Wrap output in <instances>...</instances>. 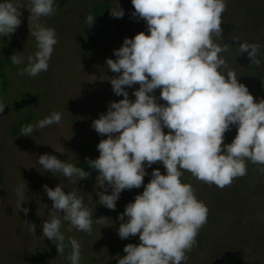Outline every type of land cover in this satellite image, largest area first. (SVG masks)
Instances as JSON below:
<instances>
[{
	"label": "clouds",
	"instance_id": "obj_1",
	"mask_svg": "<svg viewBox=\"0 0 264 264\" xmlns=\"http://www.w3.org/2000/svg\"><path fill=\"white\" fill-rule=\"evenodd\" d=\"M131 17L144 21L147 34L138 32L125 38L116 59L107 58V68L114 74L108 78L112 91L122 96L110 101L106 113L92 121L91 127L105 139L97 145L99 156L88 159L90 170L98 173L95 188L97 204L109 210L124 190L139 189L134 201L126 204L118 215L121 221L118 236L122 240L139 237V244L125 245L118 264H187L188 255L197 243L199 230L206 224L208 208L198 200L191 184L182 182L188 172L195 179L220 188L229 186L234 178L243 177L247 163L260 166L264 172V98L258 102L229 65L223 53L230 45L222 40V14L226 0H131ZM21 9H27L29 35L34 37L37 50L27 57L20 70L37 77L49 68V61L58 43L54 28L44 26L42 17L56 12L54 0H0V37H10L21 25ZM124 9L117 5L110 15L123 18ZM96 17L88 14L85 23L90 28ZM236 57L247 54L252 64L260 65L259 43L241 42ZM14 65L24 63L22 53L11 55ZM139 85L129 98L126 88ZM160 90L157 97L155 90ZM158 100H163L161 104ZM7 105L0 101V113ZM62 114L53 111L35 125L21 127L20 135L31 136L35 131L61 123ZM235 126L237 134L225 144V133ZM167 128V133L164 129ZM56 152L64 154L60 148ZM37 163L43 172L60 174L70 183L90 177L91 171L60 160L55 155L42 154ZM162 164L166 174L153 169L145 185L146 168ZM52 201L49 219L43 223L42 236L55 244L58 254L65 249L61 233L62 221L69 231L90 233L93 209L86 207L77 191L66 192L60 184L43 186ZM26 183L17 186L20 197L17 208L27 216ZM110 191V194H108ZM125 217L127 220L125 222ZM109 218L95 219L100 224ZM30 233L36 225L24 220ZM70 264H80L81 245L69 238Z\"/></svg>",
	"mask_w": 264,
	"mask_h": 264
},
{
	"label": "rangeland",
	"instance_id": "obj_2",
	"mask_svg": "<svg viewBox=\"0 0 264 264\" xmlns=\"http://www.w3.org/2000/svg\"><path fill=\"white\" fill-rule=\"evenodd\" d=\"M17 2L28 4V0ZM98 3H109L112 9L118 0H54L55 14L42 17L40 22L55 29L58 43L48 70L37 77L20 74L27 65V57L37 50L34 37L29 35V11L21 9V25L14 34L0 37L1 55L20 52L24 57L23 64L7 68L10 84L0 98L7 105L0 113V264H70L69 238H75L81 245L80 264H118L125 245L140 243L138 236L119 238L118 215L137 194H142L143 186L124 190L113 211L96 203V171L92 170L89 178L75 185L60 174L43 172L37 163L40 155L50 154L89 171L83 163L98 158L97 145L106 138L91 127L92 121L107 112L110 101L123 99L112 91L108 78L116 74L107 68L106 59H116L114 50L121 47L126 37L133 38L141 31L147 34V25L131 17L134 11L131 0H119L125 13L123 18L111 16L109 9L105 21L92 11ZM226 4L221 25L224 38L216 42L230 45V51L223 55L238 81L247 86L258 102L264 98V0H226ZM88 14L96 17L90 28L85 23ZM234 36L240 37L241 42L262 46L260 65L252 64L246 53L236 57L238 44L233 43ZM138 88L139 85L126 88L133 101L132 93ZM154 94L159 97L160 90ZM53 111L62 114L60 124L37 130L31 136L20 135L21 127L29 124V117H33L30 124L35 125ZM164 131L167 133L168 129ZM236 134L233 126L225 133L224 143H231ZM56 148L64 154L56 152ZM155 168L166 174L162 164H153L146 168L145 185ZM259 168L247 163L246 175L234 178L224 188L184 173L182 182L191 184L198 200L208 208L207 222L199 230L196 245L187 253V264H264V172ZM21 183L28 188L23 204L29 209L27 216L17 208L20 197L16 188ZM45 184L51 188L60 184L66 192L77 191L85 206L93 209L90 233L74 228L69 231V223L62 221L60 231L65 237L62 254L42 236V226L49 219L52 206L43 188ZM101 216L109 219L95 223ZM24 220L36 225L35 234L28 231Z\"/></svg>",
	"mask_w": 264,
	"mask_h": 264
},
{
	"label": "trees",
	"instance_id": "obj_3",
	"mask_svg": "<svg viewBox=\"0 0 264 264\" xmlns=\"http://www.w3.org/2000/svg\"><path fill=\"white\" fill-rule=\"evenodd\" d=\"M110 8H111V6L109 5V3H107V4L98 3V4H95L93 6V10L92 11H93V13L95 14V16L97 18L101 19L102 21H105L107 19V12H108V10ZM10 57H11L10 54H5V55H1L0 54V98L3 96V94L5 93L8 85L10 84V81H9V78H8L7 68L9 66H11V65H14L11 62ZM32 118L33 117H29V119H28V123L29 124H30ZM18 130H20V127L18 128ZM83 166H85L86 169H87V166H88L87 165V161H85L83 163ZM89 171H92V170L89 169Z\"/></svg>",
	"mask_w": 264,
	"mask_h": 264
},
{
	"label": "flooded vegetation",
	"instance_id": "obj_4",
	"mask_svg": "<svg viewBox=\"0 0 264 264\" xmlns=\"http://www.w3.org/2000/svg\"><path fill=\"white\" fill-rule=\"evenodd\" d=\"M91 159V158H90Z\"/></svg>",
	"mask_w": 264,
	"mask_h": 264
}]
</instances>
